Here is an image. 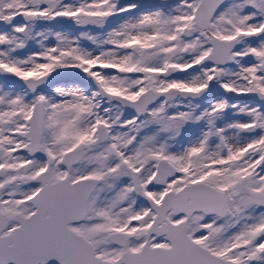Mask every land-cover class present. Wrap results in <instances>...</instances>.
Wrapping results in <instances>:
<instances>
[{"label":"snow or ice","instance_id":"6c2138e0","mask_svg":"<svg viewBox=\"0 0 264 264\" xmlns=\"http://www.w3.org/2000/svg\"><path fill=\"white\" fill-rule=\"evenodd\" d=\"M0 264H264V0H0Z\"/></svg>","mask_w":264,"mask_h":264}]
</instances>
